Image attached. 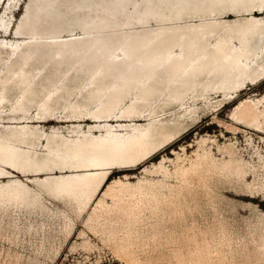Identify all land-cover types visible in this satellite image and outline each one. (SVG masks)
Returning a JSON list of instances; mask_svg holds the SVG:
<instances>
[{
  "label": "bare ground",
  "instance_id": "obj_1",
  "mask_svg": "<svg viewBox=\"0 0 264 264\" xmlns=\"http://www.w3.org/2000/svg\"><path fill=\"white\" fill-rule=\"evenodd\" d=\"M0 3V264H48L79 220L129 264H264V212L232 235L219 211L229 186L264 193L252 142L247 159L201 137L172 168L164 155L135 180L110 177L201 111L264 140V93L240 98L230 123L217 113L264 77V0Z\"/></svg>",
  "mask_w": 264,
  "mask_h": 264
},
{
  "label": "rangeland",
  "instance_id": "obj_2",
  "mask_svg": "<svg viewBox=\"0 0 264 264\" xmlns=\"http://www.w3.org/2000/svg\"><path fill=\"white\" fill-rule=\"evenodd\" d=\"M22 10L23 4L14 9L13 16H11L12 21L20 16ZM237 93L238 95H234V98L233 96L223 98V105H221L217 110L219 118L227 123L233 121L231 120L229 113L240 98H244L249 94L260 96L264 93V77L260 78L255 83H247V85L241 88V90ZM216 98H219V96H216L214 99ZM204 112L201 111L198 114L196 119L193 120L194 122L192 121L190 124L189 129L182 134L175 136L168 144L156 150L143 161L135 165H128L124 168H112L110 177H123L124 173H128L130 179L135 180L138 175L140 176L142 174L141 171L144 164L151 166L152 162H158L164 155L166 156V164L172 168L173 162L169 159L175 158L176 152L183 156L185 151L187 156L192 157L194 156L195 151L199 150V144L204 138H207L205 141L206 145L210 146L214 154L217 156H219L220 153L217 150L215 143L223 144L228 142L233 143L236 147H238L237 150L239 149L238 151L241 152L247 159L250 158L253 153L252 144L259 146V149L264 154V140L257 136L256 131L253 128L243 124L234 123L235 125L240 126L241 129L237 132H232V130L227 129L225 125L215 121L216 118L212 114V110ZM52 123L54 122L45 123V128H48ZM67 123L68 122H62V124ZM250 142H252V144ZM182 149L184 150L182 151ZM229 188L224 190V198L222 199V202H224L219 206L220 215L224 217L227 229L234 230L232 235L236 233H244L248 227L247 222L254 219V212H264V193H259L256 197L250 198L239 195V193H237L234 188L232 189L231 186H229ZM226 198L228 200H226ZM50 200H52L53 203L61 204L60 201L55 199L50 198ZM82 223L83 222L81 220L77 222L75 230L69 235L60 251L56 254H52V258L49 259L48 264H129L125 258H121V256L118 255L114 249L110 248L111 246L107 245V243L104 244L98 235L91 232L84 225V223ZM81 230H84L85 233H80ZM84 238L90 239L93 243L94 246L91 248L92 250L86 249L81 245L83 244ZM4 244L7 246L6 242H4Z\"/></svg>",
  "mask_w": 264,
  "mask_h": 264
}]
</instances>
